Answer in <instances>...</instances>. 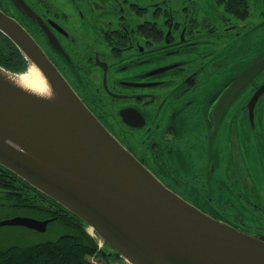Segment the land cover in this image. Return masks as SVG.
Here are the masks:
<instances>
[{
    "label": "flooded vegetation",
    "instance_id": "obj_1",
    "mask_svg": "<svg viewBox=\"0 0 264 264\" xmlns=\"http://www.w3.org/2000/svg\"><path fill=\"white\" fill-rule=\"evenodd\" d=\"M0 11L167 189L264 239V0H0ZM20 55L0 32V66L18 71Z\"/></svg>",
    "mask_w": 264,
    "mask_h": 264
},
{
    "label": "water",
    "instance_id": "obj_2",
    "mask_svg": "<svg viewBox=\"0 0 264 264\" xmlns=\"http://www.w3.org/2000/svg\"><path fill=\"white\" fill-rule=\"evenodd\" d=\"M0 32L26 63L21 73L0 67L1 167L79 219L126 264H264L263 238L210 217L167 189L1 11ZM31 66L45 93L17 83ZM53 220L13 217L0 226L43 232Z\"/></svg>",
    "mask_w": 264,
    "mask_h": 264
},
{
    "label": "trees",
    "instance_id": "obj_3",
    "mask_svg": "<svg viewBox=\"0 0 264 264\" xmlns=\"http://www.w3.org/2000/svg\"><path fill=\"white\" fill-rule=\"evenodd\" d=\"M21 58L23 61V57ZM4 69L21 73L26 70V63L23 61L22 68L18 71ZM0 190L9 206L20 210L41 211L45 219L66 218L76 226L78 233L62 235L54 241L1 249L0 264H93L92 260L100 254L103 257L112 254L118 257L115 253L104 252L103 247L99 248L97 239L88 234L85 225L79 219L1 166Z\"/></svg>",
    "mask_w": 264,
    "mask_h": 264
},
{
    "label": "rangeland",
    "instance_id": "obj_4",
    "mask_svg": "<svg viewBox=\"0 0 264 264\" xmlns=\"http://www.w3.org/2000/svg\"><path fill=\"white\" fill-rule=\"evenodd\" d=\"M13 217H27L37 220H43L44 215L41 211L20 210L9 206L0 190V221ZM63 220V221H62ZM62 220H54L47 224L46 230L43 232L28 229L23 226H0V250L9 246H29L46 241H54L62 235H76L77 228L66 218ZM103 251L113 253L112 249L107 245H102ZM98 264H126L122 259L115 255L103 257L101 254L96 258Z\"/></svg>",
    "mask_w": 264,
    "mask_h": 264
},
{
    "label": "bare ground",
    "instance_id": "obj_5",
    "mask_svg": "<svg viewBox=\"0 0 264 264\" xmlns=\"http://www.w3.org/2000/svg\"><path fill=\"white\" fill-rule=\"evenodd\" d=\"M16 81L25 89L35 91L37 93H45L46 91L43 78L33 66H31L25 73L18 76Z\"/></svg>",
    "mask_w": 264,
    "mask_h": 264
},
{
    "label": "built area",
    "instance_id": "obj_6",
    "mask_svg": "<svg viewBox=\"0 0 264 264\" xmlns=\"http://www.w3.org/2000/svg\"><path fill=\"white\" fill-rule=\"evenodd\" d=\"M92 262L95 263L94 260H92Z\"/></svg>",
    "mask_w": 264,
    "mask_h": 264
}]
</instances>
